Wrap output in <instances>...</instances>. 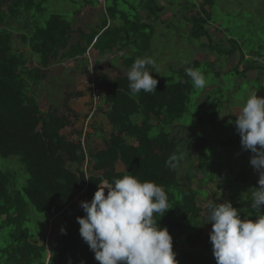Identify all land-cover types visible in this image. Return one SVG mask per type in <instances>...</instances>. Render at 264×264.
Masks as SVG:
<instances>
[{
	"label": "trees",
	"instance_id": "16d2710c",
	"mask_svg": "<svg viewBox=\"0 0 264 264\" xmlns=\"http://www.w3.org/2000/svg\"><path fill=\"white\" fill-rule=\"evenodd\" d=\"M46 1L0 0V157L19 158L29 176L26 185L17 190L16 175L0 171V233L4 228L10 229L11 239L10 245L2 251L4 262L99 264L79 232L77 217L86 216L81 202L93 199L101 180L113 182L132 174L141 181L151 180L164 186L172 209L159 223L173 236V249L179 264H184V259L190 260L187 256L201 246L216 263L210 236L202 234V225L207 223L208 215V209L199 206V191L204 188L199 176L202 173H185L186 164L180 171L166 165L173 153H183L184 143L195 142L197 154L192 152L190 158L194 157L199 164L205 161L206 151L211 150L209 142L199 135H187L186 139L178 140L179 131L171 133L168 130L186 129L178 123L188 111L194 87L185 68L200 69V62L186 64L179 71H173L171 77L157 78L154 94L141 91L131 96L127 77L92 83L101 90L96 106L100 111L101 101L107 108L104 115L111 133L101 150L91 148L88 133L84 143L82 133L77 135L78 140L69 142L61 132L71 127V119H76L77 115L67 103H64L67 116L58 115L53 108L42 112L34 93L37 85L46 80L44 70L61 57L86 64L84 74L90 75L86 56L89 49L90 58L97 54H113L115 49L123 57L128 53L141 55L147 51V46H135L132 37L153 26L142 23L140 17L135 23L128 13L105 5L100 31L86 35V42H83L85 35L80 33L76 44L71 45L73 28L65 17L42 18ZM92 1L84 0L83 6H94ZM209 2L204 0L200 12H196L195 7L187 13L186 20L189 38L207 40L204 46L214 52L219 45H213L210 36L212 19L205 10ZM145 11L147 21L155 18L154 22H158L164 9L147 7ZM235 52L224 49L220 55L231 56ZM125 60L124 66L130 69L136 59ZM35 61L37 68L32 66ZM73 96L67 95L66 100ZM118 164L123 171H117ZM196 167L201 169L198 163ZM238 182L246 183L243 179ZM31 208L48 216L47 225L50 221L59 228V235L52 241L46 239L47 234L33 235L27 227L32 223ZM250 213L256 214L248 209L244 215ZM62 228L65 231L62 232Z\"/></svg>",
	"mask_w": 264,
	"mask_h": 264
},
{
	"label": "rangeland",
	"instance_id": "374dc122",
	"mask_svg": "<svg viewBox=\"0 0 264 264\" xmlns=\"http://www.w3.org/2000/svg\"><path fill=\"white\" fill-rule=\"evenodd\" d=\"M83 2L84 0H47L44 4L45 13L42 18L46 19L50 15L65 17L73 28L70 44L74 45L78 41L80 33L85 35L83 42H86L88 40L86 35L100 31L105 5H112L119 11L128 13L135 23L141 18L142 23L146 22L153 26L132 37L135 46L143 48L147 46V51L138 56L128 53L123 57V54L115 49L113 54H97L95 57L91 56L90 59L87 57L90 75L84 74L86 64L81 61L64 60L61 57L55 59L51 62L52 65L44 70L46 80L39 83L34 89L41 111L46 113L49 108H53L58 115L67 116L69 114L64 106V103H67L77 118H72L71 127L62 131L61 134L69 142H74L78 140L77 135L82 132L84 121L93 109L92 83H97V81L106 83L119 77H127L130 69L124 66L125 59L131 57L137 59L145 56L155 59L159 73L153 71L152 75L156 79L171 77L174 75L173 71L177 72L186 64L198 61L201 64L199 70L207 78V86L200 90L193 89L188 111L178 123L186 126V129L173 130L171 128L168 130L171 133L179 131L180 138L178 140H181L182 137L186 139L187 135H199L209 142L211 150L206 151L205 161H202L201 164L197 161L201 169H195L197 163L194 157L190 158L192 152L194 155L197 154L195 142L184 143L183 160L177 166V170L180 171V167L186 164L185 173H202L198 175L201 182L204 183L203 190L199 191V206L203 210H207V205L210 202L231 201L233 206H238L241 210L242 218L244 216L255 218L256 214L254 215V213L247 215L244 213L251 209L250 202L252 201L248 191L259 186V174L250 165L252 153L242 149L241 137L236 131L234 120L247 96L253 92L256 85H252L250 82L239 84L234 73L229 76L223 75L226 67L223 61L228 60V55L226 53L220 55V51L226 49V43L230 42L232 48L226 50L242 49L245 56L256 55L251 56L252 63L256 58H264V0H210L209 10L208 7H205V10L211 16V23L219 30V34L223 35L220 42L213 44L219 45L214 52L204 46L208 43L207 40L189 38L187 13H190L195 7V11L200 12L203 4L199 0H107L106 3L104 0L100 2L97 0V2L92 1L94 6H83ZM147 7L153 10L156 7L164 9L158 22H154L155 18H152L153 21H147L144 18ZM76 12L79 13L76 15ZM211 39L212 43H215L216 40ZM147 41L149 45H147ZM82 46H84L83 43ZM238 56L239 53H237ZM223 64L225 65L223 66ZM32 66L37 68L38 63L35 61ZM69 94H74V96L66 100ZM98 106H101V110L97 109L88 128V134L92 126L97 132L96 135L89 134L88 139V143L94 151L105 148L111 133V127L104 115L107 108L101 101ZM123 170L122 165L118 164L117 171ZM0 171L16 175L17 190H21L29 179L25 168L17 157L8 159L0 157ZM241 172L251 175V182L245 186L236 182V177ZM30 219L32 223L27 227L30 228L33 235L47 234L46 239L50 241L59 235L60 230L56 225L51 224L50 221L47 225L49 220L47 215L38 214L31 208ZM211 228L210 223L202 225L204 237L210 236ZM10 243V229L4 228L0 233V264H7L3 260L2 251ZM187 257L190 260L184 259V264H191V262L216 264L214 261L212 262V256L202 246Z\"/></svg>",
	"mask_w": 264,
	"mask_h": 264
},
{
	"label": "clouds",
	"instance_id": "9594fccd",
	"mask_svg": "<svg viewBox=\"0 0 264 264\" xmlns=\"http://www.w3.org/2000/svg\"><path fill=\"white\" fill-rule=\"evenodd\" d=\"M89 50L86 56L90 59ZM153 71L159 73V67L151 57L133 62L127 73L131 96L156 92L159 81ZM185 73L195 89L207 86L201 70L186 67ZM234 124L242 149L252 153L250 165L259 174V186L248 191L256 215L242 218L231 201L210 202V242L216 264H264V96L248 95ZM182 160V154L173 153L166 165L175 169ZM80 206L86 216L77 217L79 232L99 264H179L173 236L159 223L172 209L164 186L126 174L113 182L101 180L93 199Z\"/></svg>",
	"mask_w": 264,
	"mask_h": 264
},
{
	"label": "crops",
	"instance_id": "0c3cea01",
	"mask_svg": "<svg viewBox=\"0 0 264 264\" xmlns=\"http://www.w3.org/2000/svg\"><path fill=\"white\" fill-rule=\"evenodd\" d=\"M202 4H204V0H199ZM202 7V5H201ZM198 12V11H196ZM212 26L210 28V36L213 38L215 41V44L217 42H220L223 35L219 34V30L214 27L215 25H210ZM226 49L232 48V44L230 42H227L225 45ZM235 50L236 52L232 54L231 56L228 55V60L223 61L226 64L225 71L222 73L223 75L229 76L231 73H234L235 76L238 79L239 84L243 83H251L252 85H256V88L253 89V92H256L259 96H264V67H261L255 63L251 62V56H256V55H247L244 53V50L242 49H231L227 51H233ZM237 53H239V56L237 57ZM256 54V53H253ZM246 57V58H245ZM248 57V58H247ZM249 59V61H247ZM223 64V66L225 65ZM221 73V72H220ZM216 74H219L216 72ZM220 76V75H218ZM219 78V77H218ZM210 91V89H208ZM40 106V105H39ZM85 122V121H84ZM93 124V123H92ZM96 130L93 128V126L89 130V134L96 135ZM239 179L245 180L246 183L243 185L245 186L248 184V182H251V175L250 173L246 172H241L237 177H236V182H238ZM236 207V206H234ZM264 211V209H262Z\"/></svg>",
	"mask_w": 264,
	"mask_h": 264
},
{
	"label": "built area",
	"instance_id": "2783aa9c",
	"mask_svg": "<svg viewBox=\"0 0 264 264\" xmlns=\"http://www.w3.org/2000/svg\"><path fill=\"white\" fill-rule=\"evenodd\" d=\"M99 1H102V0H99ZM254 63L261 66V67H264V58H256ZM92 72L93 71L91 70V73ZM100 94H101V90L97 89L95 87V84H94L93 88H92V96H91L92 101H93V109L91 110V112H89V115L87 116V119L84 122V127H83L82 132H81L82 133L81 141L83 143L85 141L86 134L88 133L89 122L92 119V117L94 116V113L97 109L96 105H97V102L99 101V95Z\"/></svg>",
	"mask_w": 264,
	"mask_h": 264
},
{
	"label": "water",
	"instance_id": "95a60500",
	"mask_svg": "<svg viewBox=\"0 0 264 264\" xmlns=\"http://www.w3.org/2000/svg\"><path fill=\"white\" fill-rule=\"evenodd\" d=\"M106 191H107V189H106ZM48 254H49L48 260H49V258H50V253L48 252Z\"/></svg>",
	"mask_w": 264,
	"mask_h": 264
}]
</instances>
